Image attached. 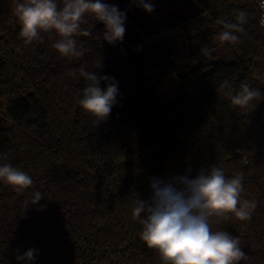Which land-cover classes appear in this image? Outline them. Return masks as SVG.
<instances>
[{
	"label": "trees",
	"instance_id": "obj_1",
	"mask_svg": "<svg viewBox=\"0 0 264 264\" xmlns=\"http://www.w3.org/2000/svg\"><path fill=\"white\" fill-rule=\"evenodd\" d=\"M102 2L123 12L138 5ZM145 2L159 13L184 10L186 28L210 27L223 56L192 63L176 55L163 60L145 45L135 52L133 37L109 44L100 39L103 23L87 16L81 27L91 36L76 37L84 55L62 57L53 33L25 45L17 0H0V154L7 157L0 163L34 182L22 192L0 182V264H24L16 257L29 248L37 250L32 264H162L140 240L135 202L150 200L153 177L195 178L213 165L229 178L242 172L241 199L257 207L250 220L212 222L211 230L240 238L248 259L239 264H264V99L239 109L221 89L228 81L235 92L244 82L264 96L259 10L251 0ZM235 10L249 15L239 42L218 41L216 21L234 22ZM81 69L118 84L117 103L98 124L79 106ZM154 75L161 84L151 81ZM35 191L44 199L26 207Z\"/></svg>",
	"mask_w": 264,
	"mask_h": 264
},
{
	"label": "clouds",
	"instance_id": "obj_2",
	"mask_svg": "<svg viewBox=\"0 0 264 264\" xmlns=\"http://www.w3.org/2000/svg\"><path fill=\"white\" fill-rule=\"evenodd\" d=\"M136 2L146 12L154 10V6L145 0ZM255 2L260 10L259 25L264 28V0ZM14 14L20 24L19 37L25 45L42 41V33H53L58 37L53 48L62 57L84 55V48L76 37L91 36L90 31L81 27L86 23L87 16L103 23L104 31L100 39L109 44L122 41L126 31V12L102 0H62L60 4L57 0H17ZM248 20L249 15L244 10L234 11V22L218 19L216 23L222 26L217 35L218 41L238 43L237 33L244 32ZM201 54L210 55L211 49L203 46ZM79 75L85 81L79 106L98 124L110 115L117 103L118 84L113 77L99 76L83 69ZM102 81L106 83L104 89L100 87ZM221 89H226L224 95L233 107L239 109L264 99L258 89L244 82L235 92L228 81H224ZM0 159L7 157L0 154ZM242 180V172L229 178L217 165L207 171L202 169L195 178L187 175L168 180L153 177L150 200L137 199L132 209L133 218L142 226L140 240L159 254L162 264H239L247 260L239 237H233L226 231L211 230L212 222L220 223L230 218L239 221L251 219L257 204L253 200L241 199ZM0 182L18 192L32 187L34 183L28 173L8 163H0ZM41 199L44 196L40 191L33 192L26 201V207L38 204ZM36 255L37 250L29 248L22 255L18 254L16 259L32 264Z\"/></svg>",
	"mask_w": 264,
	"mask_h": 264
},
{
	"label": "rangeland",
	"instance_id": "obj_3",
	"mask_svg": "<svg viewBox=\"0 0 264 264\" xmlns=\"http://www.w3.org/2000/svg\"><path fill=\"white\" fill-rule=\"evenodd\" d=\"M183 11L166 14L159 13L154 8L149 13L139 5L127 6L124 36L133 37L136 46L149 47L163 60L168 56L176 55L193 63L201 56H205L201 54L203 46L211 49V54L207 56L222 57L223 52L211 41L210 27L199 26L196 30L186 28L180 23V19L185 16ZM151 81L161 84V75H154Z\"/></svg>",
	"mask_w": 264,
	"mask_h": 264
},
{
	"label": "water",
	"instance_id": "obj_4",
	"mask_svg": "<svg viewBox=\"0 0 264 264\" xmlns=\"http://www.w3.org/2000/svg\"><path fill=\"white\" fill-rule=\"evenodd\" d=\"M142 48H143L142 45H137V46H135V47L133 48V50H134L135 52H139V51L142 50Z\"/></svg>",
	"mask_w": 264,
	"mask_h": 264
},
{
	"label": "built area",
	"instance_id": "obj_5",
	"mask_svg": "<svg viewBox=\"0 0 264 264\" xmlns=\"http://www.w3.org/2000/svg\"><path fill=\"white\" fill-rule=\"evenodd\" d=\"M255 5H256V2H255V0H251ZM259 10V9H258ZM259 16H260V10H259ZM258 21H259V19H258ZM262 28V27H261ZM262 29H264V28H262Z\"/></svg>",
	"mask_w": 264,
	"mask_h": 264
}]
</instances>
